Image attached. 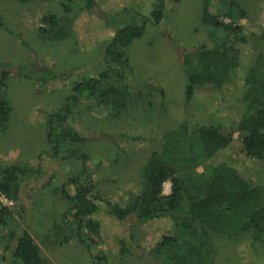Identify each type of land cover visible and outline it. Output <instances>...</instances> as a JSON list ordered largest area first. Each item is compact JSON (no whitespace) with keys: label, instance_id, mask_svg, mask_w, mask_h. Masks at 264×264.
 I'll use <instances>...</instances> for the list:
<instances>
[{"label":"rangeland","instance_id":"374dc122","mask_svg":"<svg viewBox=\"0 0 264 264\" xmlns=\"http://www.w3.org/2000/svg\"><path fill=\"white\" fill-rule=\"evenodd\" d=\"M62 1L69 0H0V22L6 25L0 26V62L17 68L6 80L13 111L9 129L0 138V162L22 161L42 167L41 175L23 183L21 193L27 206L23 224L41 245L43 255L53 264H98L78 238L66 241L69 229L63 214L68 202L62 187L79 171V162L65 152L62 156L48 152V114L61 109L72 87L99 67L103 45L115 30L127 23L141 24V19L134 18L136 12L148 15L154 0H95L93 10L87 9L89 0H74L71 36L60 41L45 39L39 31L46 27L43 17L61 13ZM205 5L213 10L240 5L248 13L245 24L249 33L261 32L264 27V0H169L164 21L148 24L144 35L129 48L133 72L128 81L135 94L121 116L110 119L101 108L89 110L88 104L95 99L84 98L72 106L74 113L68 123L91 136L77 146L88 155V168L94 171L97 186L112 202L125 203L131 191L138 192L141 166L160 145L165 131L185 118L195 123L220 122L238 139L235 126L241 108L231 95L243 85L252 60L251 48H242L237 85L224 92L197 90L188 107L184 103L180 50L207 40L202 22ZM125 8L127 12L115 14ZM47 67L67 75L42 85L38 82L42 77L32 73ZM170 190L168 181L165 192ZM95 216L102 223L103 239L93 252L102 258V264H154L147 259L148 251L173 228L170 218L146 223L120 221L108 213L104 202ZM214 239L218 245L216 264H264V243L248 232L215 235ZM8 257V262L0 259V264H10Z\"/></svg>","mask_w":264,"mask_h":264},{"label":"trees","instance_id":"16d2710c","mask_svg":"<svg viewBox=\"0 0 264 264\" xmlns=\"http://www.w3.org/2000/svg\"><path fill=\"white\" fill-rule=\"evenodd\" d=\"M168 1L154 0L148 15L136 12L134 18L141 19V24L127 23L116 29L103 45L99 67L94 65L93 74L72 87L61 109L48 114V152L59 156L65 152L79 162V171L72 173L62 187L68 202L63 214L69 229L66 241L78 238L98 264H102V258L93 250L102 242L103 232L95 215L103 202L108 213L120 221L172 220V230L148 251L147 259L153 263L216 264L215 235L227 237L248 232L254 240L264 243V27L261 32L249 33L245 24L248 13L240 5L214 10L205 5L202 22L207 40L180 50L185 74L184 103L188 107L197 90L214 88L224 92L237 85L242 48H251L252 60L243 85L231 95L241 108L235 126L239 132L237 140L233 131L220 122L195 123L185 118L174 124L141 166L139 190L131 191L125 203L105 198L96 184L94 171L88 168V155L77 146L91 136L68 123L74 113L72 106L84 98L95 99L88 104L89 110L101 108L110 119L121 116L135 94L128 81L133 72L129 48L144 35L148 24L156 26L164 21ZM72 3L74 0L62 1L61 13L43 17L46 27L39 30L43 38L60 41L71 36L75 21ZM88 3L87 9H95V0ZM0 26L6 27L3 23ZM14 68L0 62V138L9 129L13 111L6 80ZM53 71L47 67L32 74L42 77L38 80L42 85L67 75ZM200 165L203 170L197 169ZM41 174V166L28 162H0V259L8 262L10 255V264H53L23 224L27 213L21 193L23 183ZM168 181L171 190L166 193Z\"/></svg>","mask_w":264,"mask_h":264}]
</instances>
